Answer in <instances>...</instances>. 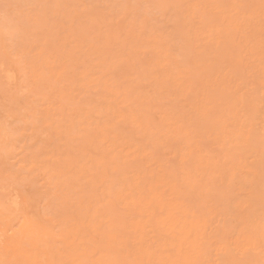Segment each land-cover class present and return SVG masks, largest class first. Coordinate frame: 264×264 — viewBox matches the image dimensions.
Returning <instances> with one entry per match:
<instances>
[{
    "label": "rangeland",
    "instance_id": "1",
    "mask_svg": "<svg viewBox=\"0 0 264 264\" xmlns=\"http://www.w3.org/2000/svg\"><path fill=\"white\" fill-rule=\"evenodd\" d=\"M0 264H264V0H0Z\"/></svg>",
    "mask_w": 264,
    "mask_h": 264
}]
</instances>
